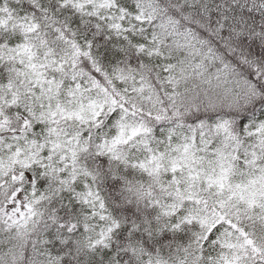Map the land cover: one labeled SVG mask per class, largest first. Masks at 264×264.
Wrapping results in <instances>:
<instances>
[{
  "label": "snow or ice",
  "instance_id": "obj_1",
  "mask_svg": "<svg viewBox=\"0 0 264 264\" xmlns=\"http://www.w3.org/2000/svg\"><path fill=\"white\" fill-rule=\"evenodd\" d=\"M0 264H264V0H0Z\"/></svg>",
  "mask_w": 264,
  "mask_h": 264
}]
</instances>
